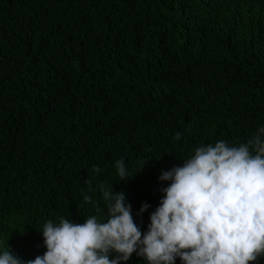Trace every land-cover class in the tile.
I'll use <instances>...</instances> for the list:
<instances>
[{"label":"trees","instance_id":"16d2710c","mask_svg":"<svg viewBox=\"0 0 264 264\" xmlns=\"http://www.w3.org/2000/svg\"><path fill=\"white\" fill-rule=\"evenodd\" d=\"M262 125L264 0H0V243L25 264L47 221L106 217L100 184L146 232L162 172Z\"/></svg>","mask_w":264,"mask_h":264},{"label":"clouds","instance_id":"9594fccd","mask_svg":"<svg viewBox=\"0 0 264 264\" xmlns=\"http://www.w3.org/2000/svg\"><path fill=\"white\" fill-rule=\"evenodd\" d=\"M182 160L183 166L160 175L170 183L146 232L134 221L126 194L100 184L106 217L47 221L40 230L47 250L26 264H127L133 254L147 264H176L177 258L182 264H253L264 256V125L238 146L201 144ZM115 168L120 181L130 179L123 159ZM84 200L91 203L92 196ZM149 207L145 203L138 214ZM0 264L25 262L0 243Z\"/></svg>","mask_w":264,"mask_h":264}]
</instances>
